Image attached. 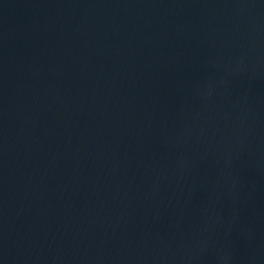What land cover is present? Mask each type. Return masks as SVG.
I'll use <instances>...</instances> for the list:
<instances>
[{
    "label": "water",
    "instance_id": "1",
    "mask_svg": "<svg viewBox=\"0 0 264 264\" xmlns=\"http://www.w3.org/2000/svg\"><path fill=\"white\" fill-rule=\"evenodd\" d=\"M0 264H264V0H0Z\"/></svg>",
    "mask_w": 264,
    "mask_h": 264
}]
</instances>
